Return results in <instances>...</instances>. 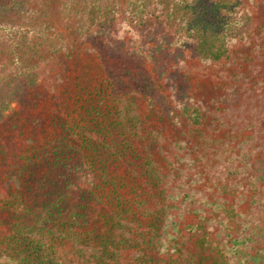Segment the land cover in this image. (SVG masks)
Here are the masks:
<instances>
[{"label":"trees","instance_id":"trees-1","mask_svg":"<svg viewBox=\"0 0 264 264\" xmlns=\"http://www.w3.org/2000/svg\"><path fill=\"white\" fill-rule=\"evenodd\" d=\"M0 264H264V0H0Z\"/></svg>","mask_w":264,"mask_h":264},{"label":"rangeland","instance_id":"rangeland-1","mask_svg":"<svg viewBox=\"0 0 264 264\" xmlns=\"http://www.w3.org/2000/svg\"><path fill=\"white\" fill-rule=\"evenodd\" d=\"M158 38L159 37L156 35L149 42V50L145 54V59L144 61H142V64L145 66V69L149 73H151L150 78L152 80L154 79L157 84L160 85L161 88H163L164 94L174 95L177 92L178 86L180 84L183 87L186 86L185 84H187L188 86L192 87L194 93H197L196 91L198 89L204 88V72L209 76H212V80H214V77L218 73L216 69L212 67L208 68V65L206 66L204 64H201L198 60H196V58L190 57L191 54L188 51H186L183 59H181V57L178 58L179 55L176 49L174 47H167V45H161V43H158L157 41ZM111 49L112 50H109L108 52L106 50L105 53H102L105 54L104 66L108 65L112 67L116 73H120L119 71L123 67L122 65L124 63V59L118 58L120 54L116 51V48ZM187 56H189V58ZM181 61H184V63L180 64ZM139 63L141 64V62ZM86 64H92V62H87ZM103 69L109 72L108 69L104 67ZM241 69H247L248 71L249 69H251L252 72H256V69L258 70L261 68L256 67L255 64L251 65V63L247 60L243 63ZM43 75L48 82L53 79L51 77V74L47 72H43ZM218 83L216 82L215 84L217 85ZM171 84L176 85L175 90L172 88ZM14 107L16 109L18 108L17 105H15Z\"/></svg>","mask_w":264,"mask_h":264}]
</instances>
